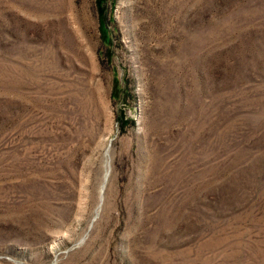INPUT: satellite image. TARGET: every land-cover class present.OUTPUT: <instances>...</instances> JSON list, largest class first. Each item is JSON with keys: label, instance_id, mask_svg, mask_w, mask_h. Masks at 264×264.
<instances>
[{"label": "rangeland", "instance_id": "rangeland-1", "mask_svg": "<svg viewBox=\"0 0 264 264\" xmlns=\"http://www.w3.org/2000/svg\"><path fill=\"white\" fill-rule=\"evenodd\" d=\"M0 264H264V0H0Z\"/></svg>", "mask_w": 264, "mask_h": 264}]
</instances>
